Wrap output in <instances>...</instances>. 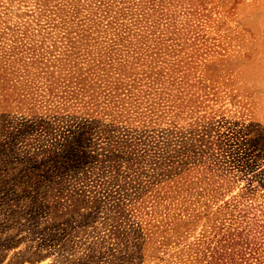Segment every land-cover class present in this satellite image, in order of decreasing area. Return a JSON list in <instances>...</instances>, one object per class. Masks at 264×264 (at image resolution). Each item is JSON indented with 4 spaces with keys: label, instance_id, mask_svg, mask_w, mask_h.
Here are the masks:
<instances>
[{
    "label": "rangeland",
    "instance_id": "obj_1",
    "mask_svg": "<svg viewBox=\"0 0 264 264\" xmlns=\"http://www.w3.org/2000/svg\"><path fill=\"white\" fill-rule=\"evenodd\" d=\"M4 1L0 264H200L224 200L252 188L264 209V0H142L163 62L111 93L96 52Z\"/></svg>",
    "mask_w": 264,
    "mask_h": 264
},
{
    "label": "trees",
    "instance_id": "obj_2",
    "mask_svg": "<svg viewBox=\"0 0 264 264\" xmlns=\"http://www.w3.org/2000/svg\"><path fill=\"white\" fill-rule=\"evenodd\" d=\"M32 4L36 29L58 31L59 43L85 45L87 51L96 52L87 59V73L107 83L108 93L117 82L104 77L128 76L134 81L137 75L147 76V66L162 61L167 20L160 7L149 13L154 6L148 1L35 0ZM157 13L155 20L152 15ZM68 37L72 40L63 39ZM256 191L245 188L224 200L216 211L219 220L201 228L196 253L200 264H264V209L255 203L262 197Z\"/></svg>",
    "mask_w": 264,
    "mask_h": 264
}]
</instances>
